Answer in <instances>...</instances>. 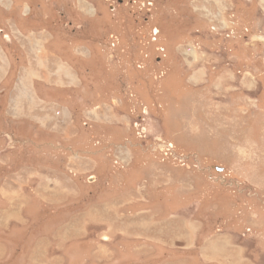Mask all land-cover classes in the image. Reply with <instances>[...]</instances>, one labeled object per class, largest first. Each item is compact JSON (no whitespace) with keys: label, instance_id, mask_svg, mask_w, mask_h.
I'll use <instances>...</instances> for the list:
<instances>
[{"label":"rangeland","instance_id":"1","mask_svg":"<svg viewBox=\"0 0 264 264\" xmlns=\"http://www.w3.org/2000/svg\"><path fill=\"white\" fill-rule=\"evenodd\" d=\"M0 44V264H264V0H0Z\"/></svg>","mask_w":264,"mask_h":264},{"label":"crops","instance_id":"2","mask_svg":"<svg viewBox=\"0 0 264 264\" xmlns=\"http://www.w3.org/2000/svg\"><path fill=\"white\" fill-rule=\"evenodd\" d=\"M34 45V44H33ZM0 49H1V44H0ZM3 52H4V55H2V51H0V69L3 71V70H7L8 66H9V62L7 61L9 58L7 56H5L6 52H5V48L3 47ZM36 56H38V54H35ZM8 58V59H4V58ZM32 61H33V58L31 57ZM34 63V61H33Z\"/></svg>","mask_w":264,"mask_h":264},{"label":"built area","instance_id":"3","mask_svg":"<svg viewBox=\"0 0 264 264\" xmlns=\"http://www.w3.org/2000/svg\"><path fill=\"white\" fill-rule=\"evenodd\" d=\"M231 23H228L227 25H226V28L227 29H233V25H235L236 24V21L235 20H232V21H230ZM213 29H215L214 27H213Z\"/></svg>","mask_w":264,"mask_h":264}]
</instances>
